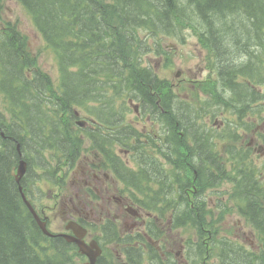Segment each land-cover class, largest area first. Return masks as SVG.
Segmentation results:
<instances>
[{"label":"trees","instance_id":"obj_1","mask_svg":"<svg viewBox=\"0 0 264 264\" xmlns=\"http://www.w3.org/2000/svg\"><path fill=\"white\" fill-rule=\"evenodd\" d=\"M19 1L32 14L33 24L61 60V83L55 88L48 75L32 69L37 67V60L28 55L27 39L16 28L8 24L5 33L0 30V96L4 101V107L0 110V264H72L67 255V247L56 243L44 245L48 242L47 238L31 213L22 207L19 185L12 174L19 165L21 151L31 152L42 160L45 149L60 143L63 147H68V153L64 154L67 160L75 162L76 158L70 154L71 149L83 143L72 130L73 127H78L77 109L87 112L94 110L98 119L96 127H121L124 124L123 117H116L113 113L114 101L123 97L124 92L149 91L146 90V84L149 83L151 71L142 67L139 48L132 46L136 43L137 31L148 28L155 32L154 28L164 26L167 22L171 27L180 25L178 19L184 16L185 7L178 0H112L111 4L100 0ZM187 2L189 6L196 8L198 14L204 16H216L219 11L226 9L234 12L237 20L242 19L247 23L245 37L248 43L255 50L264 46V0ZM1 11L0 0V27ZM138 19L141 21L136 25L138 29L129 32L133 22ZM190 20L194 27L199 26L191 18ZM150 23H153V27ZM213 33L211 31L207 39H204L205 35L201 37L210 48L211 41L208 38ZM235 46L239 48L237 53H243V48L237 43L227 45L224 49ZM212 51L214 53L217 49ZM253 59L254 57H250L248 62ZM255 66L258 64L249 65L246 70L241 69V72L244 74ZM221 76L223 86L230 90L223 73ZM248 78L253 80L249 74ZM99 83L104 87H99ZM252 83L251 85L256 86V83ZM157 87L159 92L163 91L162 83L158 82ZM109 113L110 119L106 117ZM161 121L169 129L168 142L164 144L166 150L161 155L168 157L169 164L172 155L179 156V164L190 178V186L199 188L197 194L181 195L178 200L169 194H161V191L156 193L158 203L172 206L175 212L174 226L191 224L200 240L205 237L210 240L212 234L214 251L220 253L221 264H236L238 259H244L249 264H264V185L261 178H258L260 172L255 166H251L250 156L236 152L233 159L228 158L230 156L222 155L215 149V145L208 143L209 151L220 157L218 166L221 170L228 172L225 163L230 166L234 163L238 170L237 176L240 179L230 199L240 215L258 233L257 248H250L224 237L218 239V235L216 237L219 222L213 219L208 221V200L205 194L216 188L214 183L218 181L204 180L206 178L200 172L211 173L210 170L191 161L192 156L198 159L200 150L181 142L170 128L175 127L171 121ZM2 132L5 137H2ZM55 140L58 142L55 143ZM183 150L188 151L189 156ZM184 156L188 157V163L182 161ZM223 160L226 162L223 163ZM156 168L164 171L160 167ZM194 171L198 176L192 179ZM230 179L231 176L228 180ZM29 182L31 181H28L30 185ZM22 185L27 187L26 180ZM194 200L195 206L192 207L189 204ZM219 207L223 218L228 206L220 204ZM153 263L164 264L161 257Z\"/></svg>","mask_w":264,"mask_h":264},{"label":"flooded vegetation","instance_id":"obj_2","mask_svg":"<svg viewBox=\"0 0 264 264\" xmlns=\"http://www.w3.org/2000/svg\"><path fill=\"white\" fill-rule=\"evenodd\" d=\"M221 47V44L214 45V48L217 49V51H215L217 57L216 60L217 62H219V60L221 59L223 64V76L224 78L230 80L231 85H234L239 79V77H235V74L233 72L234 69L246 70L248 65H250V62H248V59H241L238 62L236 60L235 62H230V60H228L226 56L236 57L238 49H223V51L221 50ZM241 57L243 58V55H241ZM150 79V91L146 94V100L143 103V107L151 110L154 116H156V110L154 107L159 106L157 99L156 101L155 99H153V75ZM232 91L234 94V98H232V96L227 93L228 96L232 99V102L229 104H236L240 113L243 112L244 108L247 110V113H252L253 110H264V108L261 106L264 104V101L257 102V93L254 92L253 87L249 88V91H243L241 93L237 92L235 89H232ZM254 93L256 97H254ZM227 94L221 96L223 102H227V100H229ZM263 95L264 93L262 94V96ZM243 102H246V105L243 104ZM169 110L170 111H166L162 109V112L167 119L171 118L170 120L176 121L174 125L175 127H173L175 132H185L187 134H190L191 136L199 137V141L201 144V148H199L200 152H198L199 162H203L205 166L207 165L208 169L211 172H200L201 176L205 177L208 180L218 181L219 183L223 184V179L228 180L230 178V173L220 169V167L218 166L220 157L213 155L209 151L208 147L209 142L213 146L215 145V143L221 142V135L217 131V134L216 132L215 134H210V130L207 128L209 127V125H207L204 121L202 123V115L200 113L201 111H187V107L181 106V104L173 101L170 103ZM204 115H206L205 112ZM103 136L105 137V139L103 140L104 148L107 149L109 144V129L107 127L106 131L103 132ZM205 139L206 143L204 142L205 144H203L202 142ZM57 142L58 141L55 140V143ZM215 149L213 148L214 153H216ZM103 152L106 153V151ZM227 155L230 156L228 158L233 159L236 155V151L234 149H229L227 150ZM96 159L98 162L92 165H87L86 168L82 170L81 182L84 183L83 190L85 193L81 191L82 188H78L77 192L73 193L76 196V200L73 197L67 198L65 196L59 198V203L63 207V228L61 229V231H66L67 233L72 234V231L67 230L71 223L77 221L80 224H84V220L94 215L93 209H88L89 204H100V202H96L93 200V194L100 197L102 196V202L106 203V211L105 208H102V215L105 214V216L101 217L100 220L104 221L105 223H119L120 221L123 222V235L120 236V247L124 252L120 254L121 264H143V254H150L151 252H153L154 229L152 223L148 221L151 215L145 213L140 207L135 206V203L132 201V199L127 196V192L131 191V189L119 182L111 171L103 170L110 166L109 163L112 164L111 160H109L108 163L104 159V157L102 158L100 155H97ZM87 160L89 161V158ZM76 162L77 160L75 162L69 163L75 165ZM179 162V156L174 154L171 157V170L169 169V171H158L154 166H149L147 168L148 175L157 185L163 187L164 189L168 185L172 184V182L182 183L184 184V186H186L187 189H191L193 185L190 186V178L186 174L185 169L179 164ZM144 178L145 165L142 169L140 180H143ZM129 180L130 179L124 178L123 183H126ZM73 184L74 181H72V185ZM138 190L142 191L141 187H139ZM77 205L81 207L80 210L77 208ZM189 205L194 207L195 200ZM111 215H113V219H110ZM131 251L135 252L136 254L134 259L130 257L129 253ZM103 259V257L100 258L99 263H101ZM236 264L249 263L244 259H238L236 261Z\"/></svg>","mask_w":264,"mask_h":264},{"label":"rangeland","instance_id":"obj_3","mask_svg":"<svg viewBox=\"0 0 264 264\" xmlns=\"http://www.w3.org/2000/svg\"><path fill=\"white\" fill-rule=\"evenodd\" d=\"M178 2H180L178 0ZM1 3L3 5L4 3V18L8 21L17 23L18 26H20V30L28 37L29 40H27V50L28 52L31 54L33 53L34 55H36L37 59H38V65L41 69H43L45 72L49 73L55 80L58 79L59 77V71H58V65H57V61L55 59L56 55L52 52V51H48V49L46 48V44L44 42V39L42 38L41 34L38 32V30L36 29L35 25L32 22V19L30 17V15L28 14V12L16 1V0H1ZM183 7H185V12L187 13V15L193 19V23L195 25H199L201 24L200 20H198L196 18V16L194 15V11H195V7H190L188 5H183ZM221 14H229V10L226 9L224 10V13L220 12ZM19 23V24H18ZM247 27V25H246ZM185 29L182 30V35L180 36V39H168L163 41L162 39H160V41L158 42H162L166 45H171L172 47H174V51L175 53L170 57L169 63L168 65H166L165 61L163 60H159L156 59L155 56H151L152 52H148L145 53L142 60L143 62H145V64L153 67L154 70H156L158 72V74L162 77V78H167L169 80H171L173 82L174 87L176 88H185L181 94L178 92V94H175L176 100H178L181 104V106H184L183 102L186 104H189L193 109H196L198 111H201V119H202V123L204 121L205 118H208V120L210 122H212L216 117H219L218 113H217V108L216 106L219 103H215L213 102L215 99L209 100L208 101V105L203 109L204 105H203V101L201 99L200 96H197L195 94L192 93H187V88L185 86H189L191 85V81L193 79H197V78H203L204 76H208L210 74V71L213 70V66H212V62L210 61L207 66L208 69L206 67V63L208 61V55L206 53V50H204L199 44L198 42V38L195 35L194 31L189 28V27H184ZM218 30H221V28H218ZM166 34L170 37H174L177 36L176 34L171 32L170 28H167L165 30ZM198 34V32H197ZM246 33L245 31L242 34V37L240 39L236 40V43L243 48V54L245 55V59H249L250 57H254L256 52L258 50H255V47L252 46L251 44L248 43L247 38L245 37ZM144 37V35L142 34V38ZM148 35H147V40H148V44L149 48L153 47V40L152 38L148 39ZM218 40H220V37H217ZM256 51V52H255ZM261 56V55H260ZM228 60H230V62H235V60L237 61L236 57H232V56H226ZM263 57V56H261ZM206 68V72L204 73V75H201V69ZM181 71L183 72V77L181 78L180 81H178L177 78V73ZM234 74L235 77H239L242 78L241 74L239 73V71L237 69H234ZM187 79V80H185ZM238 81V80H237ZM237 84V83H236ZM234 84V85H236ZM197 84H193L191 87L192 89H196V90H200V86H196ZM163 90H165L166 88H170V83H168L167 85H164ZM257 93V97L256 100L257 102H261L264 101V98L261 97L260 92L256 91ZM229 94V93H228ZM225 95L222 94V96ZM230 95V94H229ZM248 100V99H247ZM229 101V100H227ZM249 101V100H248ZM116 103H120L121 99L117 98ZM175 102V101H173ZM243 104L246 105V102H243ZM261 106H264L261 105ZM3 107V105H2ZM170 108V107H169ZM183 109V107H182ZM204 112L206 113V115H204ZM244 113H247V111H245ZM81 115L85 116V117H89L90 115H94L95 113L94 111L91 109L90 112L87 111H82ZM229 116V115H228ZM135 114H131L130 118H134ZM221 119H225V117H221ZM220 120V118H219ZM171 121L174 125L176 123V121L174 120H169ZM199 126V125H198ZM195 127V126H193ZM210 130V134H215L216 127L215 129H213V126L210 125L209 127H207ZM220 131L219 133H223L222 129L223 127H220ZM254 131H258L259 133H263L264 134V127H263V122L260 121V125L259 127H255ZM243 133V132H241ZM217 134V132H216ZM254 135L251 133V135L249 136V138L244 135L243 137V142L248 141L249 139H253L252 142V146L255 147V149H258V139H256L255 137H253ZM195 141H196V145H197V150H199L198 148H201V144L199 141V137L195 136ZM206 143V139L202 142L203 144ZM261 145H264V143H262ZM224 148V145L222 146ZM84 155H88L89 157L93 158V155H91L90 153H85ZM256 157L254 158V163L255 166H261V164L263 163L262 159H259L258 156L260 155L259 151H256ZM82 159L84 161H86V159H84L82 157ZM197 161H199V159H197ZM196 164L198 166L204 167L205 170L206 166L203 162H196ZM83 165L81 166V169H83ZM80 170L78 171V173L80 174ZM39 174H42L41 171H38ZM262 175L264 177V169L262 170ZM82 175V173H81ZM78 176V174L76 175V177ZM82 183H76L74 181V185H80ZM54 185H52L50 182L46 181V184H42L41 186H38V189H44V190H48L51 188H53ZM232 188V184H224L223 186H221L220 188H218L215 191L211 192V197L213 202L217 203V201L219 200V198L221 197V191H226V190H231ZM72 193L71 190L67 189L66 190V195L65 197L69 198V195ZM229 209V208H228ZM58 211H62L63 207L60 205L57 209ZM99 213H100V208L98 206H95V215L93 220L97 221L99 220ZM226 215V218L223 221V230L221 231L220 236H225L228 237L230 239L236 240L238 242L244 243L248 246L254 247L257 244V240H256V235L254 232H251V227L249 225H247L245 223V221L239 217L238 215ZM194 232H192L191 230L188 231H183V230H172V231H168L166 237L169 240V246L167 248V250H172L173 248L178 249V245L180 243V241H184L186 242L189 238H194ZM110 250H112L114 253L117 254L118 252V247L116 245H111L109 247Z\"/></svg>","mask_w":264,"mask_h":264},{"label":"bare ground","instance_id":"obj_4","mask_svg":"<svg viewBox=\"0 0 264 264\" xmlns=\"http://www.w3.org/2000/svg\"><path fill=\"white\" fill-rule=\"evenodd\" d=\"M186 5H188V4H186ZM182 7H183V5H182ZM190 7H193V6H190ZM195 10H196V8H195ZM220 12L224 13V11H219L216 16H214L215 14L212 16L211 15L204 16V15L198 14L196 11L193 12L194 15L196 16V18L198 20H200V22H201V24H199V26L195 27L197 32H198V35L200 37L203 38V35H205L206 37H204V39H207V35L210 34L211 31L214 32L208 38V40L211 41L212 45L210 44V46H211L212 50H214V45H216V44L222 45L221 50H223L227 45H233V43L235 44L236 40L240 39L242 37V34L245 31V27L247 24L242 19L237 20L236 17L234 16V12L229 11L230 14H221V15H220ZM184 15L188 16L186 12ZM231 15H233V16H231ZM234 20H235V23H234ZM1 23H2V27H0V30L2 31V33H5L7 26L4 25V23L2 21H1ZM139 23H141V21H139V19L136 20L135 22H133V25H132L131 30L129 32H131L135 29H138L136 25ZM150 24L153 27V23H150ZM11 26L13 28H16V30H18L16 25H11ZM167 28H170L172 33L179 35V36L182 35V33H183L182 30L185 29L182 25H177L176 27H171L170 23L167 22L164 26L161 25L160 27L154 28L155 32L153 34V37L155 38L156 41H160V39H161L160 34L167 35L165 32V30ZM218 28H221V30H218ZM262 36L264 37V33ZM217 37H220V40H218ZM133 41H134V37L132 36L131 42L133 43ZM44 42L47 43L45 40H44ZM147 42H148V40L145 39V40H140L139 42H136L134 45H132V43H130L134 48H136V47L139 48V51H140L139 62H140V64L144 63L142 58H143L145 53L153 52V47L149 48L150 44H148ZM74 48L76 50V45L74 46ZM235 48L239 49L236 46H235ZM239 52H242V51H239ZM214 54L216 57L215 51H214ZM241 55H243V58L241 57ZM260 55L263 57H261ZM77 56H78V54H77ZM78 57L76 58L77 60H78ZM244 57H245V55L243 53H237V56H236L237 62L240 61L241 59H245ZM216 59H217V57H216ZM254 63L258 64V66L251 68L250 70H248L244 74L241 72V69H237V70L241 74L242 79L246 81L244 84H253L252 82L256 83V86H255L256 88L253 86V90H254V92H256L258 90V88L260 90L263 88V90H264V46H260V48L258 49V51L256 52V54L254 56V59L252 61H250V65H253ZM218 64L221 67L220 70L221 69L223 70V64H222L221 59L219 60ZM32 69L33 70H39L38 67H36V68L32 67ZM256 69H257V71H256ZM145 70H149V67H146ZM149 71H151V70H149ZM248 74L253 78L254 81L251 80L250 78H248ZM152 75H153L152 72H150V75L148 77L149 83L151 81L150 78ZM224 80H225L226 85H230L231 89H235L239 93H241L243 91H249V88H251L250 86H246V87L241 86V88H239L238 84L231 85L230 80H228L226 78H224ZM149 83L146 84V90L150 91ZM157 84H158L157 80L155 78H153V92L159 93V91L157 90V88H158ZM98 86L104 87V85L101 83H99ZM141 89H143V88H141ZM263 93H264V91H263ZM254 97H256L255 93H254ZM261 97H264V95L263 96L261 95ZM172 101L173 100H170V99L158 98L157 102H158L159 107H157V106L154 107L156 110V116L160 117L161 113L163 114L162 109H164L166 111H170L169 107H170V103ZM163 105H165L167 108H165ZM262 107L264 108V106H262ZM245 111H247V110L244 108L242 113H244ZM170 119L171 118H169L168 120H170ZM251 187L253 189V185H251Z\"/></svg>","mask_w":264,"mask_h":264},{"label":"water","instance_id":"obj_5","mask_svg":"<svg viewBox=\"0 0 264 264\" xmlns=\"http://www.w3.org/2000/svg\"><path fill=\"white\" fill-rule=\"evenodd\" d=\"M25 170H26V164H25V162H22L21 167H20V176H23V175L25 174ZM32 211H33V210H32ZM36 218H37V217H36ZM39 223H40V225H41L43 231H44L45 233H47L46 228H45V225L42 224L41 222H39Z\"/></svg>","mask_w":264,"mask_h":264}]
</instances>
